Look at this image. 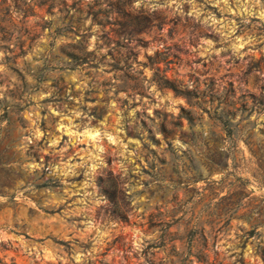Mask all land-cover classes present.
I'll return each mask as SVG.
<instances>
[{
  "label": "rangeland",
  "instance_id": "374dc122",
  "mask_svg": "<svg viewBox=\"0 0 264 264\" xmlns=\"http://www.w3.org/2000/svg\"><path fill=\"white\" fill-rule=\"evenodd\" d=\"M0 264H264V0H0Z\"/></svg>",
  "mask_w": 264,
  "mask_h": 264
}]
</instances>
